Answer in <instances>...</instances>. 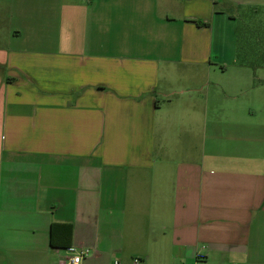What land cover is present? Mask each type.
<instances>
[{
    "label": "crops",
    "instance_id": "1",
    "mask_svg": "<svg viewBox=\"0 0 264 264\" xmlns=\"http://www.w3.org/2000/svg\"><path fill=\"white\" fill-rule=\"evenodd\" d=\"M52 223L77 264H264V0H0V264H71Z\"/></svg>",
    "mask_w": 264,
    "mask_h": 264
},
{
    "label": "trees",
    "instance_id": "2",
    "mask_svg": "<svg viewBox=\"0 0 264 264\" xmlns=\"http://www.w3.org/2000/svg\"><path fill=\"white\" fill-rule=\"evenodd\" d=\"M249 34L251 35V38L249 40H246L243 32L242 31L239 32V46H240V43H244V44L248 43L250 46L253 47L251 52H254V57L251 56V59H248L246 57H241V56H238V57H239L240 62L242 63L246 62L247 64H251L254 66L256 62H259V58L261 54L260 41L258 40L259 37H257L254 30L249 29ZM242 37L243 39H241ZM237 54H238V49H237ZM70 237H71V225L70 224L52 223L51 233H50L51 246L67 248L70 244Z\"/></svg>",
    "mask_w": 264,
    "mask_h": 264
},
{
    "label": "rangeland",
    "instance_id": "3",
    "mask_svg": "<svg viewBox=\"0 0 264 264\" xmlns=\"http://www.w3.org/2000/svg\"><path fill=\"white\" fill-rule=\"evenodd\" d=\"M242 23H241L239 32L242 31L243 34L245 35L246 40H249L251 38V35L249 34V29L244 25V22H242ZM241 39H243V37ZM252 49H253V47L250 46L248 43H246V44L240 43V46L238 48V56L251 59V56L254 57V52H251Z\"/></svg>",
    "mask_w": 264,
    "mask_h": 264
},
{
    "label": "built area",
    "instance_id": "4",
    "mask_svg": "<svg viewBox=\"0 0 264 264\" xmlns=\"http://www.w3.org/2000/svg\"><path fill=\"white\" fill-rule=\"evenodd\" d=\"M67 250L70 251L73 255L70 257V263L71 264H77L82 256H85L89 253V250L84 248V249H78L75 246H68ZM114 264H120L119 260H114ZM186 264V263H184ZM228 264H237L235 262H229Z\"/></svg>",
    "mask_w": 264,
    "mask_h": 264
}]
</instances>
